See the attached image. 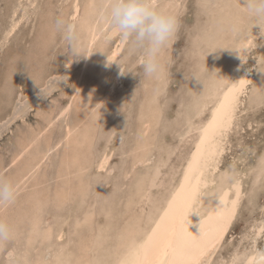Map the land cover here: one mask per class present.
Instances as JSON below:
<instances>
[{
    "label": "rangeland",
    "instance_id": "1",
    "mask_svg": "<svg viewBox=\"0 0 264 264\" xmlns=\"http://www.w3.org/2000/svg\"><path fill=\"white\" fill-rule=\"evenodd\" d=\"M90 1L107 23L89 60L70 66L72 56L85 51L81 27ZM96 1L0 0V176L24 182L14 203L0 206V220L16 235L0 245V264L111 263L180 180L211 113L213 85L243 72L247 81L215 170L243 173L242 195L211 263L247 250L253 228L264 222V28L241 0H152L179 26L159 53L162 71L146 77L143 51L113 32L109 3ZM58 16L77 26L75 53L53 30ZM255 245L264 248V237Z\"/></svg>",
    "mask_w": 264,
    "mask_h": 264
},
{
    "label": "bare ground",
    "instance_id": "2",
    "mask_svg": "<svg viewBox=\"0 0 264 264\" xmlns=\"http://www.w3.org/2000/svg\"><path fill=\"white\" fill-rule=\"evenodd\" d=\"M38 1V0H37ZM61 1V0H60ZM101 1V0H100ZM99 1V2H100ZM103 3H110L109 0H102ZM102 1L100 4H102ZM109 1V2H108ZM15 2V1H14ZM95 2V0H94ZM98 2V4H99ZM37 3V2H36ZM58 3V2H56ZM218 3V2H217ZM60 4V3H59ZM84 4V3H83ZM86 4V3H85ZM90 6L83 15L84 22V46L85 51L81 55L72 56L69 60V65L72 66L80 59L88 61L91 54V47L98 37L101 29L107 23V18L102 15V8H98L96 12L93 2L90 1ZM97 1L96 5L98 6ZM33 5V4H32ZM49 5V4H48ZM75 5V4H74ZM87 5V4H86ZM108 5V4H107ZM14 5H12L13 7ZM65 6V5H64ZM69 6V5H68ZM101 6V5H100ZM99 6V7H100ZM49 7V6H48ZM8 8V7H7ZM68 8V7H66ZM71 8V7H70ZM74 8V7H73ZM105 8V7H104ZM38 9V8H37ZM61 9V8H60ZM75 9V8H74ZM71 10V9H70ZM84 10V9H83ZM37 11V10H36ZM72 11V10H71ZM51 12V11H50ZM70 13V12H69ZM52 14V12H51ZM65 15V14H62ZM92 15H95L93 18ZM249 15V14H248ZM52 16V15H51ZM67 15H65L66 17ZM82 17V18H83ZM251 17V16H250ZM68 18V17H67ZM30 19V18H29ZM73 19V18H72ZM253 21V20H252ZM109 23V22H108ZM52 24V23H51ZM211 24V23H210ZM107 29V28H106ZM105 30V29H104ZM10 31V30H9ZM12 31V30H11ZM82 31V30H81ZM32 32V31H31ZM112 32V30H111ZM10 33V32H8ZM107 33V32H106ZM14 34V33H13ZM82 34V33H80ZM113 34V33H111ZM108 35L112 36V35ZM116 34V33H115ZM245 34V33H244ZM107 35V36H108ZM58 36V35H56ZM103 36V35H102ZM32 38V37H31ZM107 38V37H106ZM243 38V37H242ZM245 35V39H246ZM57 39V38H56ZM56 39L54 41H56ZM60 39V38H59ZM244 39V38H243ZM242 40V39H241ZM80 41V40H79ZM82 41V40H81ZM58 42V41H57ZM61 42V41H60ZM107 42V41H106ZM110 42V41H109ZM245 40L242 43H246ZM251 42V39H250ZM241 43V41H240ZM249 43V42H247ZM26 44V43H25ZM57 44V43H56ZM65 44V43H64ZM99 44V43H98ZM243 44V45H244ZM63 45V44H62ZM249 45V44H248ZM54 46V45H53ZM247 46V44H246ZM20 47V46H19ZM60 47V46H59ZM240 46L238 45L239 48ZM27 48V47H26ZM25 48V49H26ZM61 48V47H60ZM119 48V47H116ZM114 49L113 54H116L118 49ZM234 48V47H233ZM44 49V47H43ZM243 54L244 48H242ZM97 50V49H96ZM57 51V50H56ZM49 52V51H48ZM47 52V53H48ZM53 52V51H52ZM77 52V51H76ZM81 52V51H79ZM241 56H243L240 51ZM40 54V53H39ZM71 54V53H70ZM74 54V53H73ZM93 54H95L93 52ZM100 54V53H99ZM25 55V54H24ZM46 55V54H45ZM102 55V54H101ZM232 55V54H231ZM53 56V55H52ZM93 56V55H92ZM99 56V55H98ZM106 56V55H105ZM232 57V56H231ZM237 57V55H236ZM244 57V56H243ZM103 58V57H101ZM235 58V57H234ZM242 58V57H238ZM237 58V59H238ZM38 59V58H37ZM42 59V58H41ZM67 59V58H66ZM100 59V58H99ZM228 59V58H227ZM19 60V59H18ZM45 60H47L45 58ZM239 60V59H238ZM242 60V59H241ZM7 61V60H6ZM16 61V60H15ZM243 61V60H242ZM47 62V61H46ZM45 62V63H46ZM236 62V61H235ZM9 63V62H8ZM65 63V62H64ZM88 63V62H87ZM141 63V62H140ZM114 64V63H113ZM234 64V61H233ZM78 65V64H77ZM239 65V64H238ZM102 66V65H101ZM106 66V65H105ZM114 66V65H113ZM237 66V65H236ZM118 68V67H117ZM237 68V67H236ZM73 69V68H72ZM113 69V68H112ZM83 70V69H82ZM223 70V67H222ZM226 70V69H225ZM224 70V71H225ZM253 70V69H252ZM110 71V70H109ZM11 72V71H10ZM89 73V72H88ZM7 74V73H6ZM223 74V72H222ZM229 75H231L229 73ZM2 76V75H1ZM76 76V75H75ZM224 76V75H223ZM226 76V75H225ZM228 76V74H227ZM226 76V77H227ZM78 77V76H77ZM111 77V76H110ZM91 79V78H90ZM83 80V79H82ZM115 80V79H114ZM223 84L216 83L214 88V101L211 113L208 114L206 121L201 127L198 139L195 142L191 155L187 159L185 169L180 180H178L172 193L163 203L159 213L152 216L147 222L144 229L136 235L131 236L129 243L120 249L115 259L109 264H185V261L190 260L192 252L194 255L199 254L197 264H212L211 260L218 246L221 244L226 232L228 231L231 220L236 211L238 202L242 195V174L237 170L226 171L224 173H216L217 159L223 151V139L230 127L235 109L238 103V96L243 92V87L247 81L245 72L240 73L235 77H229ZM84 81V80H83ZM225 81V80H224ZM262 81V80H261ZM81 81H77L79 84ZM73 83V82H72ZM98 83V81L96 82ZM120 84V83H119ZM121 86V85H120ZM88 87V86H87ZM119 87V86H118ZM77 88V86H76ZM80 88V87H79ZM79 89L77 88V91ZM109 90V89H108ZM242 91V92H241ZM6 94V93H5ZM113 97V96H112ZM111 97V98H112ZM213 98V97H212ZM109 99V98H108ZM117 99V98H116ZM72 100V99H71ZM211 100V99H210ZM241 100V99H240ZM263 100V99H262ZM106 101V100H105ZM81 102V101H80ZM212 102V101H211ZM248 104V103H247ZM242 105V104H241ZM206 104L203 106L205 108ZM73 107V106H72ZM255 108V107H254ZM205 110V109H204ZM203 110V111H204ZM207 111V110H206ZM238 111V110H237ZM68 113V112H67ZM204 113V112H203ZM208 113V112H207ZM201 115V114H200ZM205 115L202 114L201 116ZM50 116V115H49ZM199 117V116H198ZM51 118V117H50ZM201 119V118H200ZM204 120V119H203ZM202 120V121H203ZM197 121V120H196ZM236 121V120H235ZM51 123V122H50ZM142 123V122H141ZM193 123V122H192ZM198 124V122H195ZM147 127L149 128V123ZM195 124V126L197 125ZM192 127L194 126L191 125ZM248 126V125H247ZM39 127V126H38ZM116 127V126H115ZM146 127V126H144ZM146 127V128H147ZM191 127V128H192ZM43 128V127H42ZM143 128V127H142ZM260 128V127H259ZM194 129V127H193ZM147 131V130H146ZM145 131V132H146ZM192 131V130H190ZM188 131V132H190ZM253 131V130H252ZM187 133V132H186ZM242 133V132H241ZM71 131H67L69 136ZM146 135V134H144ZM143 137V135L141 136ZM149 137V136H148ZM66 139V138H65ZM145 139V138H144ZM147 140V139H146ZM253 140V139H252ZM67 141V140H66ZM142 141V140H141ZM121 142V141H120ZM31 143V142H30ZM143 143V142H142ZM147 143V142H146ZM31 145V144H30ZM145 145V144H144ZM143 145V146H144ZM21 146V145H20ZM107 146V145H106ZM112 146V145H111ZM225 146V145H224ZM24 147V146H23ZM147 148V147H146ZM25 149V148H22ZM22 149L21 152L23 151ZM109 149V148H108ZM144 148H142L143 150ZM184 149V148H182ZM27 150V149H26ZM105 151V150H104ZM145 151V150H144ZM19 152V151H18ZM25 152V151H23ZM22 152V153H23ZM28 152V151H27ZM185 152V151H184ZM222 152V153H221ZM21 153V154H22ZM146 153V152H144ZM235 153V152H234ZM19 155V154H17ZM28 155V153H27ZM148 155V154H146ZM20 156V155H19ZM16 157V156H15ZM108 157V156H107ZM14 158V157H13ZM46 158V157H45ZM166 158V157H165ZM171 158V157H170ZM15 159V158H14ZM231 159V158H230ZM12 160V159H11ZM171 160V159H170ZM21 161V160H20ZM48 161V160H47ZM29 162V161H28ZM36 162V158L34 160ZM172 162V161H171ZM19 163V162H18ZM39 163L38 159L37 162ZM43 163V162H42ZM103 158L101 165H105ZM166 164L165 162H161ZM160 163V164H161ZM184 163V162H183ZM233 163V162H232ZM35 164V163H34ZM159 164V163H158ZM141 165V164H140ZM168 165V164H167ZM184 165V164H183ZM26 166V165H25ZM28 167V166H27ZM36 167V164L35 166ZM161 167V166H158ZM182 167V166H181ZM101 168H104L101 166ZM248 168V167H247ZM34 169V168H33ZM166 169V168H165ZM28 168L25 175L32 170ZM168 170V169H167ZM179 171V170H178ZM23 172V171H22ZM34 172V171H33ZM45 173V172H44ZM101 173V172H100ZM160 173V170H159ZM162 173V172H161ZM182 173V171H181ZM22 174V173H21ZM22 174V175H23ZM163 174V173H162ZM11 175V174H10ZM26 175V176H27ZM179 175V174H177ZM16 177V175H14ZM37 176V175H35ZM146 176V175H145ZM22 177V176H20ZM49 177V176H48ZM11 178V177H10ZM44 177H42L43 179ZM174 179V178H173ZM9 180V179H8ZM28 180V179H27ZM40 180V179H39ZM78 180V179H77ZM51 181V180H50ZM165 181V180H164ZM31 182V181H30ZM147 182V181H146ZM16 183V182H15ZM23 182V177L14 184L16 189H20ZM51 183V182H50ZM54 183V182H53ZM157 183V182H156ZM174 183V184H175ZM39 184V183H38ZM56 184V183H55ZM67 185V184H66ZM147 185V184H146ZM44 186V185H43ZM47 186V185H46ZM169 186V185H168ZM167 186V187H168ZM35 187V186H34ZM56 187V186H55ZM61 187V186H60ZM45 188V187H44ZM41 190V188H39ZM123 189V188H122ZM146 189V188H145ZM36 190V189H35ZM50 190V188H49ZM62 190V189H61ZM144 190V189H143ZM157 190V189H156ZM30 191V190H29ZM59 191V190H57ZM146 191V190H145ZM37 192V191H36ZM43 192V191H42ZM151 192V191H150ZM39 193V192H38ZM46 193V192H45ZM44 193V194H45ZM55 193V192H54ZM153 194V191L151 192ZM22 194V193H21ZM36 194V193H35ZM48 194V193H47ZM46 194V195H47ZM57 193H55L56 195ZM61 194V193H60ZM85 194V193H84ZM32 195V194H31ZM51 195V194H50ZM116 195V194H115ZM140 195V193L138 194ZM144 195V194H143ZM142 195V196H143ZM58 196V195H57ZM55 196V197H57ZM150 196V195H149ZM165 196V195H164ZM31 197V196H30ZM34 197V196H33ZM32 197V198H33ZM84 197V196H83ZM31 198V200H33ZM38 198V197H37ZM48 198V197H47ZM53 198V197H52ZM116 198V197H115ZM166 198V197H164ZM28 199V198H27ZM39 199V198H38ZM41 199V198H40ZM163 199V198H162ZM23 200V199H22ZM42 200V199H41ZM109 200V199H108ZM142 200V197H141ZM19 201V200H18ZM58 201V200H57ZM114 201V200H113ZM147 201V200H146ZM36 202V201H35ZM112 202V199L111 201ZM116 202V201H115ZM17 203V202H15ZM25 203V202H24ZM30 203V202H29ZM38 203V202H37ZM41 203V202H40ZM106 203V202H105ZM140 203V201H138ZM32 205V202L30 203ZM29 204V205H30ZM43 204V203H42ZM48 204V203H46ZM142 204V203H140ZM23 205V204H22ZM61 205V204H60ZM109 205V204H108ZM138 205V204H137ZM18 206V205H17ZM110 206V205H109ZM114 206V205H113ZM141 206V205H140ZM139 206V208H140ZM147 207V204H145ZM34 207V206H33ZM45 207V206H43ZM108 207V206H107ZM112 207V206H111ZM17 208V207H16ZM22 208V207H21ZM104 208V207H103ZM137 208V207H136ZM34 209V208H33ZM32 209V210H33ZM41 209V207H40ZM109 209V208H108ZM141 209V208H140ZM146 209V208H145ZM32 210H30L32 212ZM39 210V209H38ZM60 210V209H59ZM36 211V210H35ZM45 211V210H44ZM89 211V210H88ZM105 211V209H104ZM110 211V210H109ZM140 211V210H139ZM22 212V211H21ZM103 212V211H102ZM107 212V211H106ZM112 212V211H111ZM36 213V212H35ZM60 213V212H59ZM140 213V212H139ZM64 214V213H63ZM125 214V213H124ZM136 213H134L135 215ZM39 215V214H38ZM37 215V216H38ZM29 216V215H28ZM136 216H138L136 214ZM33 217V216H32ZM61 217V216H60ZM7 218V217H5ZM39 217H37L38 219ZM2 219V218H1ZM31 219V217H30ZM59 219V218H58ZM107 219V218H106ZM111 218H109L110 220ZM141 219V218H140ZM8 220V219H7ZM20 220V219H19ZM40 220V219H39ZM260 220V219H259ZM262 220V219H261ZM16 221V220H15ZM122 221V219H121ZM263 221V220H262ZM11 222V221H10ZM29 222V220H28ZM35 222V221H34ZM115 222V221H114ZM258 222V221H257ZM256 222V223H257ZM259 223V222H258ZM257 223V224H258ZM37 224V223H36ZM39 224V223H38ZM251 224V223H250ZM18 225V224H17ZM23 225V224H22ZM35 225V224H33ZM40 225V224H39ZM95 226V225H94ZM37 227V226H36ZM43 227V226H42ZM17 228V227H16ZM136 229V228H135ZM222 229V231H221ZM251 229V227H250ZM27 230V229H26ZM50 230V229H49ZM245 230V229H244ZM33 231V229H32ZM35 231V230H34ZM33 231V232H34ZM39 231V230H38ZM47 231V230H46ZM51 231V230H50ZM49 231V232H50ZM32 232V233H33ZM40 232V231H39ZM45 233V231H44ZM41 234V233H40ZM43 234V233H42ZM100 234V233H99ZM103 234V233H102ZM245 234V233H243ZM241 234V235H243ZM250 239L252 241L250 247L242 251L232 252L228 258L220 259L216 264H258L257 252L264 250L262 247H256V240L264 237V222H260L253 228ZM15 235V234H14ZM30 235V234H29ZM37 235V234H35ZM92 235V234H91ZM123 235V234H122ZM248 235V234H247ZM16 236V235H15ZM22 236V235H21ZM34 236V235H33ZM32 236V237H33ZM54 236V235H53ZM246 236V235H245ZM14 237V236H13ZM43 237V236H42ZM49 237V236H48ZM47 237V238H48ZM101 237V236H100ZM123 237V236H122ZM218 237V239H217ZM241 237V236H240ZM36 238V237H35ZM103 238H105L103 236ZM37 239V238H36ZM49 239V238H48ZM125 239V238H124ZM239 239V238H238ZM14 240V239H13ZM35 240V239H34ZM33 240V241H34ZM100 240V239H99ZM32 241V240H31ZM32 241V242H33ZM123 241V240H122ZM211 243L206 250H202L203 244ZM246 242V240H244ZM248 241V238H247ZM27 242V241H26ZM48 242V241H47ZM46 243V242H45ZM49 243V242H48ZM194 244L196 245L194 247ZM238 244V243H237ZM240 244H242L240 242ZM35 245V244H34ZM246 245V243H245ZM249 245V244H248ZM23 246V245H22ZM239 246V245H237ZM28 247V246H27ZM32 247V246H31ZM30 247V248H31ZM119 247V246H118ZM234 247V246H233ZM232 247V249H233ZM63 248V246H62ZM242 249V248H241ZM26 250V249H25ZM239 250V249H238ZM28 252V251H27ZM26 253V252H25ZM49 253V252H48ZM61 253V252H60ZM229 253V252H227ZM52 254V253H51ZM92 254V253H90ZM61 255V254H60ZM47 256V255H46ZM50 256V255H49ZM54 256V255H53ZM56 256V255H55ZM62 257V256H61ZM90 257V256H89ZM104 257V255H103ZM98 258V257H97ZM101 258V255H100ZM221 258V257H220ZM219 259V258H217ZM24 260V259H23ZM47 260V259H46ZM103 260V259H102ZM30 261V260H29ZM48 261V260H47ZM101 261V260H100ZM24 262V261H23ZM22 262V263H23ZM37 262V261H36ZM44 262V261H43ZM99 262V260H98ZM97 262V263H98ZM26 263V262H25ZM100 263V262H99ZM43 264V263H42Z\"/></svg>",
    "mask_w": 264,
    "mask_h": 264
},
{
    "label": "clouds",
    "instance_id": "3",
    "mask_svg": "<svg viewBox=\"0 0 264 264\" xmlns=\"http://www.w3.org/2000/svg\"><path fill=\"white\" fill-rule=\"evenodd\" d=\"M241 5L256 19V26L264 28V0H241ZM108 20L114 33L143 51L144 75L157 76L162 71L159 53L174 38L179 26L177 18L159 11L152 0H110ZM53 30L62 36L75 53L79 40L77 26L63 16H58L53 22ZM16 195L14 183L0 176V206L14 203ZM13 236V228L0 220V245L10 241ZM261 255H264V250L257 252L258 262L264 264L260 261Z\"/></svg>",
    "mask_w": 264,
    "mask_h": 264
},
{
    "label": "snow or ice",
    "instance_id": "4",
    "mask_svg": "<svg viewBox=\"0 0 264 264\" xmlns=\"http://www.w3.org/2000/svg\"><path fill=\"white\" fill-rule=\"evenodd\" d=\"M221 231H222V229H221ZM217 239H218V237H217ZM213 242H214V241L209 242V243H207V244H203V241H201V244H203V247H202L201 251H202V250H206V247H207V246H211V243H213ZM195 246H196V245L194 244V247H195ZM189 255L192 256V258H191L190 260L185 261V264H197V260H198V258H199V254H195V255H194L192 252H190ZM260 261H261V262H264V255H261V257H260ZM233 264H236V260L233 261ZM258 264H260V262H258Z\"/></svg>",
    "mask_w": 264,
    "mask_h": 264
}]
</instances>
